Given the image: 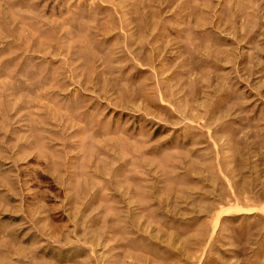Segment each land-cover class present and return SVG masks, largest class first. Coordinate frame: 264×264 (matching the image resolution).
<instances>
[{
	"label": "rangeland",
	"instance_id": "1",
	"mask_svg": "<svg viewBox=\"0 0 264 264\" xmlns=\"http://www.w3.org/2000/svg\"><path fill=\"white\" fill-rule=\"evenodd\" d=\"M0 264H264V0H0Z\"/></svg>",
	"mask_w": 264,
	"mask_h": 264
}]
</instances>
